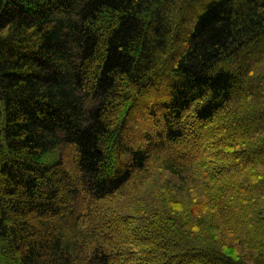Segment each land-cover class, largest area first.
<instances>
[{
	"label": "trees",
	"instance_id": "16d2710c",
	"mask_svg": "<svg viewBox=\"0 0 264 264\" xmlns=\"http://www.w3.org/2000/svg\"><path fill=\"white\" fill-rule=\"evenodd\" d=\"M0 264H264V0H0Z\"/></svg>",
	"mask_w": 264,
	"mask_h": 264
}]
</instances>
